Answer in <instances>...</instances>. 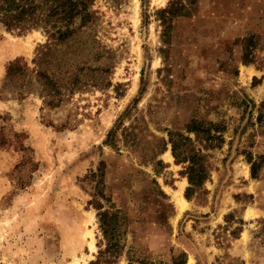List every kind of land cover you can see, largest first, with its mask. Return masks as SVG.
I'll return each instance as SVG.
<instances>
[{"label":"rangeland","instance_id":"rangeland-1","mask_svg":"<svg viewBox=\"0 0 264 264\" xmlns=\"http://www.w3.org/2000/svg\"><path fill=\"white\" fill-rule=\"evenodd\" d=\"M37 3L0 23V264H264V0H89L65 40Z\"/></svg>","mask_w":264,"mask_h":264},{"label":"trees","instance_id":"trees-1","mask_svg":"<svg viewBox=\"0 0 264 264\" xmlns=\"http://www.w3.org/2000/svg\"><path fill=\"white\" fill-rule=\"evenodd\" d=\"M37 2H57L50 14H62L64 18L61 20L62 27L58 28L57 34L60 40L67 39L71 34L74 33V29L71 28L76 17L81 18V26L89 23L91 13L89 11V0H0V23L4 25L6 30L13 31L19 29L21 32V25L27 22L29 18L35 15L37 10L43 6ZM21 59H17L15 62L9 64L7 68V77L11 78L20 74H23L24 69L20 66ZM27 67V66H26ZM1 118V117H0ZM202 123L194 121L189 129L191 131L198 132L201 130ZM16 138L19 139L20 150L27 151L29 148L25 147L22 139H25L23 135L15 134ZM172 153L178 163L186 162L184 159H180L179 145L172 139ZM7 144L6 138L2 135L0 137V147H4ZM25 161L23 163H32V159L29 156H24ZM190 166L187 167V178L190 186L186 190V198H191L198 187H201L208 176L206 166L201 164L200 158L197 156H191L188 160ZM255 173V168H252ZM98 195L104 198V194L99 192ZM99 210L100 228L107 241V252L112 255H116L121 249L120 236H121V222L120 217L117 213H110L108 210H104L101 204L96 205Z\"/></svg>","mask_w":264,"mask_h":264},{"label":"bare ground","instance_id":"bare-ground-1","mask_svg":"<svg viewBox=\"0 0 264 264\" xmlns=\"http://www.w3.org/2000/svg\"><path fill=\"white\" fill-rule=\"evenodd\" d=\"M245 70V69H244ZM246 73V72H245ZM245 73L243 74V75H245ZM181 189H182V187H181ZM182 194V193H181ZM175 197H177V193L175 194ZM179 198V197H178ZM179 200H180V202L179 203H183V201H182V199H180L179 198ZM92 219V218H91ZM90 221V220H89ZM92 233H89V235H91ZM90 247H91V249L94 251L96 248H95V245H94V241H91L90 242ZM190 264H192V262L190 263Z\"/></svg>","mask_w":264,"mask_h":264}]
</instances>
